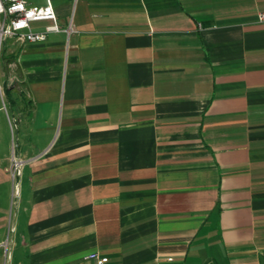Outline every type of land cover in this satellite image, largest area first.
Listing matches in <instances>:
<instances>
[{"label": "crops", "instance_id": "obj_1", "mask_svg": "<svg viewBox=\"0 0 264 264\" xmlns=\"http://www.w3.org/2000/svg\"><path fill=\"white\" fill-rule=\"evenodd\" d=\"M51 4L1 51L0 264H264V0Z\"/></svg>", "mask_w": 264, "mask_h": 264}, {"label": "built area", "instance_id": "obj_2", "mask_svg": "<svg viewBox=\"0 0 264 264\" xmlns=\"http://www.w3.org/2000/svg\"><path fill=\"white\" fill-rule=\"evenodd\" d=\"M258 20L264 22V12L258 15ZM38 23L47 24L43 29L38 30L35 28ZM74 32L71 20L66 28L60 27L51 0H45L42 5H34L27 0H0V52L7 40H13L19 44H36L46 41L49 34L64 33L66 37H69ZM23 164L24 161L12 152L8 171L15 181L13 190L15 199L18 198L19 178ZM12 231L13 227H10L6 240L1 244L5 264H11L12 237L10 233ZM89 258L99 263L107 261L106 258H100L94 253L89 255Z\"/></svg>", "mask_w": 264, "mask_h": 264}, {"label": "rangeland", "instance_id": "obj_3", "mask_svg": "<svg viewBox=\"0 0 264 264\" xmlns=\"http://www.w3.org/2000/svg\"><path fill=\"white\" fill-rule=\"evenodd\" d=\"M3 68H4V57L2 56V53L0 52V85H1V87H3V90L0 89V92L8 91V90H6V88H4V81L2 78Z\"/></svg>", "mask_w": 264, "mask_h": 264}]
</instances>
